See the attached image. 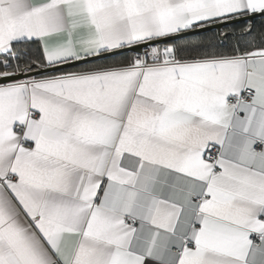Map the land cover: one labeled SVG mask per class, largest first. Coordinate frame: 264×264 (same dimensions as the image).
<instances>
[{
	"label": "snow or ice",
	"instance_id": "1",
	"mask_svg": "<svg viewBox=\"0 0 264 264\" xmlns=\"http://www.w3.org/2000/svg\"><path fill=\"white\" fill-rule=\"evenodd\" d=\"M0 264H264V0H0Z\"/></svg>",
	"mask_w": 264,
	"mask_h": 264
}]
</instances>
